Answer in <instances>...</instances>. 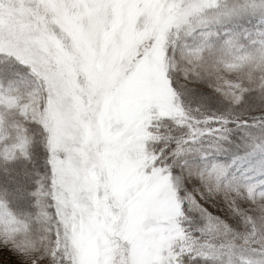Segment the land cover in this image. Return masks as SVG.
<instances>
[{"label":"snow or ice","instance_id":"snow-or-ice-1","mask_svg":"<svg viewBox=\"0 0 264 264\" xmlns=\"http://www.w3.org/2000/svg\"><path fill=\"white\" fill-rule=\"evenodd\" d=\"M0 264H264V0H0Z\"/></svg>","mask_w":264,"mask_h":264}]
</instances>
